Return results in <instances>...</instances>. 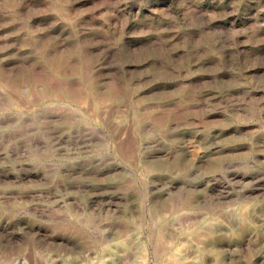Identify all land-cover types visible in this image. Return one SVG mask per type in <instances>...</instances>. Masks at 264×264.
<instances>
[{"label": "rangeland", "instance_id": "obj_1", "mask_svg": "<svg viewBox=\"0 0 264 264\" xmlns=\"http://www.w3.org/2000/svg\"><path fill=\"white\" fill-rule=\"evenodd\" d=\"M0 264H264V0H0Z\"/></svg>", "mask_w": 264, "mask_h": 264}, {"label": "bare ground", "instance_id": "obj_2", "mask_svg": "<svg viewBox=\"0 0 264 264\" xmlns=\"http://www.w3.org/2000/svg\"><path fill=\"white\" fill-rule=\"evenodd\" d=\"M238 218H240V216H238Z\"/></svg>", "mask_w": 264, "mask_h": 264}]
</instances>
